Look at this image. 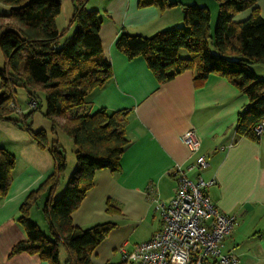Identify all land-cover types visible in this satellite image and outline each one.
Instances as JSON below:
<instances>
[{
  "label": "crops",
  "instance_id": "1",
  "mask_svg": "<svg viewBox=\"0 0 264 264\" xmlns=\"http://www.w3.org/2000/svg\"><path fill=\"white\" fill-rule=\"evenodd\" d=\"M86 1V7L97 10L103 17L101 43L113 73L104 87L93 92L88 106L92 112L125 111L124 129L129 141L122 153L121 170H98L93 187L71 216L73 224L82 229L112 224L93 252V264L123 261L122 247L131 251L160 230L162 218L155 209L156 201L169 202L175 198L179 166L193 181L199 177L215 180L206 193L221 211L238 216L237 225L225 239V251L235 254L238 264H264V136L257 140L241 136L236 124L250 104L249 97L227 76L219 74L208 75L196 84V69L160 82L144 57L130 59L117 48L116 42L125 32L151 37L184 26L185 6L191 3L171 0L175 5L160 8L155 4L141 6L140 0ZM11 7L0 0V22L9 21ZM254 9L264 18V0H257L242 13L236 12L233 20H246ZM214 10L210 13L212 34L217 20L216 6ZM73 12L74 8L70 18L64 19L62 8L56 19L63 38L71 36L70 27L76 24L71 22ZM253 68L255 74L264 78V64ZM189 129H195L201 140L199 151L208 163L205 168L187 169L196 159L181 139ZM36 144L35 140L30 142L31 151L45 150ZM42 157L45 161L32 160L18 170L15 165L10 170L7 191L0 194V264H49L36 254L12 252L17 243L27 238L18 220L20 206L54 172V160ZM42 204L43 201L38 206ZM41 221L44 224L42 218L38 219Z\"/></svg>",
  "mask_w": 264,
  "mask_h": 264
},
{
  "label": "trees",
  "instance_id": "2",
  "mask_svg": "<svg viewBox=\"0 0 264 264\" xmlns=\"http://www.w3.org/2000/svg\"><path fill=\"white\" fill-rule=\"evenodd\" d=\"M12 7L7 23L0 22V48L6 69L0 68V119L16 109L15 86L29 90L33 110L40 109L38 92L46 95V116L52 122L54 135L59 129L73 139L76 146V170L61 194L57 193L65 178L68 162L57 139L49 141L43 130L33 134L36 145L49 148L54 172L25 200L19 222L27 238L13 248V254H36L49 264H93L95 249L111 230V223L82 229L73 224V212L94 185L101 169L121 170V157L129 141L126 136V112L89 108L90 97L112 77L110 61L104 56L101 39L103 17L89 10L86 0H74L71 19L77 28L61 44L56 19L62 11V0H4ZM257 0H216L219 17L215 34L211 32V11L207 6L191 3L185 6V25L172 27L151 37L123 33L117 48L130 59L144 57L147 66L160 82L186 70L196 69V84L208 75L227 76L250 99L239 116L237 133L253 140L259 137L256 126L264 119V79L255 74L256 64H264V18L257 9L244 21L233 15ZM172 7L171 0H140L141 6ZM212 40V42H211ZM211 45L216 49L212 53ZM187 49L189 57H181ZM14 155L0 148V194L10 185ZM49 234L30 219L33 206L42 203ZM61 248L67 258L61 260ZM115 264V263H111ZM116 264H130L126 260Z\"/></svg>",
  "mask_w": 264,
  "mask_h": 264
},
{
  "label": "built area",
  "instance_id": "3",
  "mask_svg": "<svg viewBox=\"0 0 264 264\" xmlns=\"http://www.w3.org/2000/svg\"><path fill=\"white\" fill-rule=\"evenodd\" d=\"M30 108L37 104L30 101ZM16 110V105L13 104ZM256 126L257 136L264 134V119ZM195 129L182 135L191 156L196 159L188 170L205 168L207 158L200 154L201 140ZM179 184L175 198L156 201L155 209L162 218V227L149 240L138 243L133 250L121 248L123 259L130 264H238V257L225 251V239L237 225L238 216L230 215L212 201L206 193L215 180L199 177L193 181L185 170L177 168Z\"/></svg>",
  "mask_w": 264,
  "mask_h": 264
},
{
  "label": "rangeland",
  "instance_id": "4",
  "mask_svg": "<svg viewBox=\"0 0 264 264\" xmlns=\"http://www.w3.org/2000/svg\"><path fill=\"white\" fill-rule=\"evenodd\" d=\"M179 1V0H178ZM186 1L187 3H197L201 6H207L212 13L215 12V6L217 11V20L215 23V26H213V37L215 34V28L219 17V7L218 2H215L216 0H181ZM74 6L73 0H63V13L62 16L65 19L70 18L72 13V7ZM89 10L90 7L87 6ZM245 11V10H244ZM238 12V13H242ZM68 13V14H67ZM237 13V14H238ZM63 20V19H61ZM243 21V20H242ZM64 27V26H63ZM65 27H68V22H66ZM181 27V26H180ZM71 30L69 31V35L72 36L74 33L73 31L76 30L77 25L70 27ZM70 37L66 36L62 38L61 44L63 45L65 40ZM212 42V40H211ZM216 49L211 45V51L212 53L217 52ZM187 50H183L180 52L181 57H187ZM218 53V52H217ZM3 52L0 48V68L6 69V60H4ZM261 78V77H260ZM264 79V78H263ZM0 83H1V77H0ZM14 100L16 108L19 110L11 111L9 116L7 118L0 119V148H3L10 153H12V156L14 155L15 158V165L16 170L20 169L22 165L29 161H45V157L47 156L48 159L53 161V157H51V153L49 151V148H45V150L42 149H36L32 150L29 147V144L33 138V134L37 131L43 130L48 134L49 141H53L54 139H57L59 144L62 147V150L65 152V156L67 158L68 167L65 171V178L63 179V183L61 185L60 191L57 193L61 194V192L64 191L66 186L68 185V179H70L71 175L74 174L77 166V160L75 154L76 146L73 142V139L67 135V133H64L59 129L58 134L54 135V133L51 131L53 130L52 122L48 119L46 116V95L44 90H40L37 94L38 100L40 102V106L38 110H33L30 105V96H29V90L22 84L15 86V92H14ZM33 221L37 222L39 226L43 229L46 234H49V229L46 220L43 218V213L40 206H34L33 208ZM43 219L44 224L41 222H38V219ZM61 260L63 261L66 257L64 248H61Z\"/></svg>",
  "mask_w": 264,
  "mask_h": 264
}]
</instances>
